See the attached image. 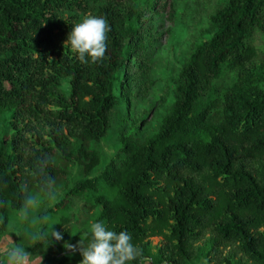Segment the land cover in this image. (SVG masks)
I'll use <instances>...</instances> for the list:
<instances>
[{
  "label": "trees",
  "instance_id": "1",
  "mask_svg": "<svg viewBox=\"0 0 264 264\" xmlns=\"http://www.w3.org/2000/svg\"><path fill=\"white\" fill-rule=\"evenodd\" d=\"M167 8V0H0V116L10 115L11 130L0 139V239L29 201L55 194L77 160L86 178L45 213L36 255L61 251L56 264H77L79 242L103 221L142 249L131 264H264V0H220L157 131L122 136L117 160L93 176L94 144L130 89L140 85L134 98L145 91L152 23ZM85 15L110 27L95 63L66 42ZM72 198L89 212L78 228ZM51 227L62 239L48 244Z\"/></svg>",
  "mask_w": 264,
  "mask_h": 264
},
{
  "label": "rangeland",
  "instance_id": "2",
  "mask_svg": "<svg viewBox=\"0 0 264 264\" xmlns=\"http://www.w3.org/2000/svg\"><path fill=\"white\" fill-rule=\"evenodd\" d=\"M219 5L220 0H167L168 8L163 12V16H154L155 21L152 23L154 29L151 32L154 47L149 52V70L141 79L145 84L143 85L145 91L134 98L140 85L130 89L133 97L128 99L130 101H127L125 107L116 110L107 134L94 144L100 157V164L93 172V176L100 175L108 164L117 160L122 148V136L133 132L142 139L157 131L160 119L166 114L169 105L175 101L177 76L185 59L202 40L211 37L212 28L208 18ZM69 83L70 78L62 82V91L67 98L70 92ZM120 91L117 89V93ZM9 119V114L0 116V139L11 135ZM85 178L84 168L75 160L70 165L66 180L57 186L55 194L48 199L37 200L25 207L22 212L15 214L0 242L6 240L8 244L23 246L30 256V264H56L65 258L67 254L61 251L36 255L32 252L35 242L32 236L38 235L41 228L47 225L45 213L65 198L71 199L68 195L69 190ZM72 199L75 203L72 225L78 228L85 224L89 212L82 200ZM159 242L157 238L152 240L153 253H156ZM74 255L77 264H80L81 254L77 252ZM192 264L208 263L202 258Z\"/></svg>",
  "mask_w": 264,
  "mask_h": 264
},
{
  "label": "clouds",
  "instance_id": "3",
  "mask_svg": "<svg viewBox=\"0 0 264 264\" xmlns=\"http://www.w3.org/2000/svg\"><path fill=\"white\" fill-rule=\"evenodd\" d=\"M110 27L102 17L85 15L80 22L71 27L66 42L81 62L88 63L102 60L107 51V33ZM29 205L34 202L29 201ZM54 225V224H53ZM52 225V226H53ZM48 244L52 238L62 239V234L51 227ZM37 235L32 239L36 240ZM80 264H131L141 257L142 249L132 242V237L126 231H114L103 221L93 222L90 226V238L86 246L80 241ZM66 248L75 249V246L66 244ZM0 264H30V256L23 246L0 242Z\"/></svg>",
  "mask_w": 264,
  "mask_h": 264
}]
</instances>
